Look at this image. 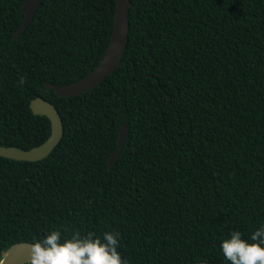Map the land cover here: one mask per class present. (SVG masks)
<instances>
[{"label":"trees","instance_id":"1","mask_svg":"<svg viewBox=\"0 0 264 264\" xmlns=\"http://www.w3.org/2000/svg\"><path fill=\"white\" fill-rule=\"evenodd\" d=\"M26 0H0V263L50 230L120 233L129 264H230L220 242L264 224V0H131L123 65L93 90L59 97L103 60L117 0H45L18 41ZM24 83L21 85L20 80ZM128 126L121 158L122 126Z\"/></svg>","mask_w":264,"mask_h":264},{"label":"water","instance_id":"2","mask_svg":"<svg viewBox=\"0 0 264 264\" xmlns=\"http://www.w3.org/2000/svg\"><path fill=\"white\" fill-rule=\"evenodd\" d=\"M45 0H26L22 7L25 16L23 24L14 35L18 41ZM131 0H117L114 18L113 33L109 49L100 64L85 78L70 85L58 86L47 83L46 87L54 91L59 97L70 98L87 93L106 81L118 68L123 65V57L127 48L130 32ZM31 110L37 116L47 117L51 122V135L42 145L31 150H22L16 147H0V157L26 162H37L47 158L59 145L64 135L63 122L59 110L43 98L31 101ZM128 126L124 124L118 138V150L110 157L109 167H112L122 156L127 145ZM33 243H17L8 248L2 255L0 264H29L31 245ZM196 264H220L201 262Z\"/></svg>","mask_w":264,"mask_h":264},{"label":"clouds","instance_id":"3","mask_svg":"<svg viewBox=\"0 0 264 264\" xmlns=\"http://www.w3.org/2000/svg\"><path fill=\"white\" fill-rule=\"evenodd\" d=\"M24 83L23 79L20 84ZM239 230L230 231L220 242V250L230 264H264V224L243 238ZM120 233L73 231L64 238L61 230H50L31 245L29 264H129L118 251Z\"/></svg>","mask_w":264,"mask_h":264}]
</instances>
